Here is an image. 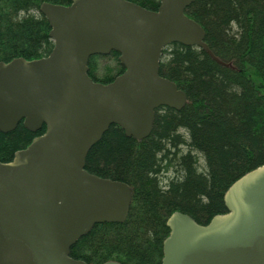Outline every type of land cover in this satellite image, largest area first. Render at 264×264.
Returning a JSON list of instances; mask_svg holds the SVG:
<instances>
[{
    "label": "water",
    "instance_id": "water-1",
    "mask_svg": "<svg viewBox=\"0 0 264 264\" xmlns=\"http://www.w3.org/2000/svg\"><path fill=\"white\" fill-rule=\"evenodd\" d=\"M195 1L160 0L156 11L128 0L40 6L50 54L0 62V131L21 122L34 133L46 128L12 161H0V264H88L72 258L73 246L96 225L127 220L132 190L88 172L87 157L112 126L141 141L156 110L186 106L187 94L161 75V56L179 44L217 61L206 31L186 14ZM112 52L124 73L95 82L90 58ZM223 202L206 225L174 212L160 264H264V164L236 179Z\"/></svg>",
    "mask_w": 264,
    "mask_h": 264
},
{
    "label": "trees",
    "instance_id": "trees-1",
    "mask_svg": "<svg viewBox=\"0 0 264 264\" xmlns=\"http://www.w3.org/2000/svg\"><path fill=\"white\" fill-rule=\"evenodd\" d=\"M128 1L152 11H156L160 7V0ZM261 1L262 4H259L260 10L264 11V0ZM45 2L68 6L72 0H0V62H10L15 58L34 60L50 54L54 47V43L49 36L51 27L48 20L39 11L40 6ZM245 3L246 0H234V4L238 5L236 7L238 10H236L231 5V0H196L187 9L186 14L196 20L205 29L206 43L211 48L210 37H212L214 42L218 39L215 30H213L217 25L215 23L217 22L216 20L219 19L222 22V28L227 27L228 22L233 16L242 14L243 9H240ZM245 8V10H249L247 9L248 7ZM249 21H252V19L250 18ZM162 56H166L167 61L165 64L161 63V75L175 82L180 89L186 92L188 104L181 111L165 108L151 136L141 142V146L133 150L132 162L124 164L121 156H119L118 160H115L114 158L118 157L117 149L113 148L111 150V146H104L107 139L115 138L125 142L129 147H133V145L136 147V141L132 138H127L120 129L115 128L116 126H112L107 131L104 138L91 149L87 157L88 161L93 151H99L102 155L101 158L107 165L124 164L125 166H123L126 170L130 169L131 177L136 182L134 201L137 199L140 205L139 209L146 211L144 218L142 219V216L140 217L139 212H137L134 214L131 223L129 222V216L123 224H110L117 229L116 231H121V235L122 233L125 235L123 237L124 244L122 245L120 241L118 246L120 249H124L123 252L129 257L135 256L137 251L135 243L138 239H141L138 253L144 255L145 249L141 247V244L145 243L144 237L154 238L157 229L159 232L164 227L163 218L172 210L185 213L200 224L202 223L199 218L205 216V214L210 212H212L211 214L222 213L225 207L224 204H220V196L216 190H220L221 187L226 186L229 177L234 176L238 172L236 171L237 169H241L247 165L250 168L249 170H251L258 165L264 164V157L260 159V156H264V154L254 156L256 152L261 153L262 151L264 153L262 142L255 144V151L253 149L246 150L241 148V152L239 151L240 153H238L235 152V147H233V142L230 139L229 142L225 143L226 146L224 145V147L229 148L227 157L223 160L224 165L212 168L211 180L209 179L208 182H205L202 176L197 174L196 167L198 160L195 153L204 154L209 161L215 153L214 142L216 138L211 135L212 127L214 126L215 128V125L212 119V107L209 106V96H211L210 91L212 90L210 89V85H212L211 79L215 74L216 65L204 51L179 44L166 47L163 50ZM161 59L163 60V58ZM103 61L107 63L101 67ZM88 66L89 76L95 82L105 85L113 82L116 77L125 71V68L119 61V54L117 52H112L107 56H93L90 58ZM247 71L249 72L247 76L251 78V74L253 73H250V70ZM251 81L260 89V99L264 101V84L258 82L255 78H252ZM226 100L227 98L222 101V105H226ZM244 111V106L241 103L231 115H238L234 118L240 123L242 120L240 115ZM247 122H252L251 118ZM242 126L239 128L241 129ZM178 128L186 131L189 140V142L185 143L188 151L179 160V176L170 185L168 192H156L153 194L152 191L156 189L155 176L160 171L159 153L164 146V142L171 139L170 133ZM234 129L237 130L238 127ZM45 131L46 128L43 127L36 133L31 132L24 127L22 122L12 132L2 133L0 131V161H12L16 152L26 149L36 137L43 135ZM226 132L229 133L228 130ZM110 160L113 162H110ZM237 160L242 164H237ZM87 161L86 169L89 170L87 168ZM151 187L153 190H150ZM208 199L211 203H207ZM157 205L161 206L157 207ZM210 209L212 211L208 212ZM93 229L89 234L92 233ZM111 238L112 236L108 232L105 233V231L104 235L99 237L100 240L98 242H101L100 248L102 251H107L109 246L113 244L110 241L112 240ZM151 241L152 239L150 238L147 241L148 249H150ZM156 246L154 241L155 252L157 250ZM95 248L92 247L91 249L95 250Z\"/></svg>",
    "mask_w": 264,
    "mask_h": 264
},
{
    "label": "rangeland",
    "instance_id": "rangeland-1",
    "mask_svg": "<svg viewBox=\"0 0 264 264\" xmlns=\"http://www.w3.org/2000/svg\"><path fill=\"white\" fill-rule=\"evenodd\" d=\"M259 4H262L261 0H246V3L240 9H243L242 14L233 16L228 22V26L225 28H222V22L219 19L216 20L217 22L215 23H217V25L213 30H215L218 39L214 42L212 37H210L211 49L217 58V61L213 60L216 68L215 74L211 79L212 85H210V89L212 91H210L211 96H209V106L212 107V119L214 120L213 123L215 125V128L214 126L212 127L211 132V135L216 138V140L214 139L215 153L210 161L204 154L195 153L198 160L196 172L198 175L200 174L202 176L205 182H208L209 179L211 180L213 167L215 168L218 167V165H224L223 160H225L229 151V148L224 147V145L226 142H229L230 139L233 142V147H235V152L238 153L241 152V148L246 150L253 149L255 151V144L258 142H262L264 145V101H261L260 99V89H258L255 83L252 82L253 80L251 81L252 78H255L258 82L264 84V11L260 10ZM231 5H233L234 9L238 7L237 4H234V0H231ZM245 7H248L247 9L249 10H245ZM250 18L252 21H249ZM162 58L163 60L161 59V63L165 64L167 61L166 56H162ZM106 63L107 62L103 61L101 67ZM247 70H250V73H253L255 77L251 74V78H249L247 76V73H249ZM225 98H227V102H225L226 105H222V101ZM241 103L244 106L245 115L244 113L240 115L242 120H239V123L236 121V118H234L238 115H231V113ZM163 111H165V109L161 108L156 113L154 128H156L157 121L160 120ZM229 118L231 119L229 120ZM250 118L252 122L249 123L247 121ZM241 123L243 126L240 125ZM241 126L242 128L240 129L239 127ZM237 127L238 129L235 130L234 128ZM226 130H228L229 133L226 132ZM170 138L169 141L164 142V146L158 156L160 171L155 176L156 189L153 190L152 187L150 189L153 190V194L156 192H168L170 185L179 176L178 165L180 157L188 151V147L185 143L189 142V140L188 134L185 130L182 128L176 129L174 132L170 133ZM107 145L111 146V150H113V148L117 149L116 152L118 157L114 159L118 160L119 156H121L124 160V164H126L132 162L133 150L141 146V142H136V147L134 145L133 147H129L125 142L112 138L105 141L104 146ZM257 154L262 155L264 153H262V151L261 153L256 152L254 153V156ZM101 157L102 155L99 151H93L90 154L87 161V168H89V170H87L88 172L101 178L125 182L130 185L131 188H136V182L131 177L130 169L126 170L124 164H112V166H109ZM261 157L264 156H260V159ZM237 161L239 162V160ZM110 162L113 161L110 160ZM238 162L237 164H242ZM249 169L250 168L247 165L243 166L241 169H237L236 171L238 172L234 176L229 177L228 184L221 187L220 190L218 189L219 191L216 190L220 196H218L220 204H224L223 198L228 187ZM207 203H211L209 199ZM158 206L161 205H157V207ZM139 208L140 205L138 204L137 199H135L129 215L130 223L132 222L134 214L137 212H139L140 217L142 216V219L144 218L146 211H141ZM210 211H212V209L208 212ZM174 212L175 210H172L166 214L163 218L164 227L159 230V232L157 229L154 238L148 236L144 237L145 243L141 244V247L145 249L144 255L138 253L141 239H138L135 243L137 249L135 256L129 257L123 252L124 249L122 250L118 246L120 241L122 245L124 244L123 237H125V235L123 233L121 235V231H116L117 229L114 228L113 225L100 224L93 229L91 234L84 237L72 249V258L85 261L89 264H103L109 261H115L122 264H160L163 258V242L169 235L166 222ZM211 213L212 212L200 217V222L206 224L214 215L220 214ZM104 231L112 236V240L110 241H112L113 244L109 246L107 251H102L100 248L101 242H98V240H100L99 237L104 235ZM149 238L152 239L150 242V249H148L147 244ZM154 241L155 246L157 245L156 252L154 251ZM92 247H96L95 250L91 249ZM98 248L99 250H97Z\"/></svg>",
    "mask_w": 264,
    "mask_h": 264
},
{
    "label": "flooded vegetation",
    "instance_id": "flooded-vegetation-1",
    "mask_svg": "<svg viewBox=\"0 0 264 264\" xmlns=\"http://www.w3.org/2000/svg\"><path fill=\"white\" fill-rule=\"evenodd\" d=\"M196 21V20H195ZM205 30V29H204ZM205 42H206V39H205ZM208 45V44H207ZM208 47H209V45H208ZM194 48H196V47H194ZM199 49V48H198ZM209 49L212 51V49L209 47ZM201 50V49H200ZM203 51V50H202ZM206 53V52H205ZM212 53H213V51H212ZM207 54V53H206ZM214 54V53H213ZM208 55V54H207ZM209 56V55H208ZM215 56V55H214ZM210 57V56H209ZM216 57V56H215ZM161 58H162V56H161ZM211 58V57H210ZM212 60H214L213 58H211ZM215 61V60H214ZM175 83V82H174ZM176 84V83H175ZM177 85V84H176ZM178 86V85H177ZM179 88V87H178ZM180 89V88H179ZM182 90V89H181ZM184 91V90H183ZM185 92V91H184ZM186 93V92H185ZM187 99H188V97H187ZM188 101V100H187ZM188 103V102H187ZM162 108H166V107H162ZM161 108H159L158 110H160ZM167 109H170V108H167ZM158 110H156V112H155V116H154V122H153V129H154V124H155V117H156V113H157V111ZM171 110H173V109H171ZM176 111V110H175ZM115 128H117V129H120V131H122L123 133H124V131H123V129L122 128H120L119 126H116ZM152 132H153V130H152ZM107 133V132H106ZM105 133V134H106ZM152 134V133H151ZM151 134H150V136H151ZM124 135H125V133H124ZM149 136V137H150ZM148 137V138H149ZM103 138H104V136H103ZM102 138V139H103ZM148 138H146V139H148ZM101 139V140H102ZM146 139H144V140H134V141H136V142H143V141H145ZM127 184V183H126ZM129 187H130V189L132 190V201H131V204H130V207H129V212H128V217H129V214H130V212H131V209H132V205H133V202H134V189L133 188H131V186L130 185H128ZM176 212H180V211H176ZM128 217H127V219H128ZM126 222V221H125ZM124 222V223H125ZM166 227H167V225H166ZM95 228V227H94ZM167 229L169 230V228L167 227ZM85 237V236H84ZM162 253H163V249H162Z\"/></svg>",
    "mask_w": 264,
    "mask_h": 264
}]
</instances>
